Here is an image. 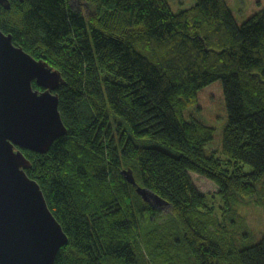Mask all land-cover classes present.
Instances as JSON below:
<instances>
[{
    "label": "trees",
    "instance_id": "trees-1",
    "mask_svg": "<svg viewBox=\"0 0 264 264\" xmlns=\"http://www.w3.org/2000/svg\"><path fill=\"white\" fill-rule=\"evenodd\" d=\"M81 1L84 11L68 0L0 4V31L61 77L65 135L44 155L21 150L67 237L54 264H264V232L236 243L232 214L247 203L264 214V9L239 24L224 0L176 14L166 0ZM217 81L219 154L214 129L186 113ZM190 173L215 184L217 203Z\"/></svg>",
    "mask_w": 264,
    "mask_h": 264
},
{
    "label": "water",
    "instance_id": "water-1",
    "mask_svg": "<svg viewBox=\"0 0 264 264\" xmlns=\"http://www.w3.org/2000/svg\"><path fill=\"white\" fill-rule=\"evenodd\" d=\"M0 4L9 7L7 0ZM60 84L57 71L0 31V264H54L68 243L38 184L25 174L29 162L21 153L44 155L65 135L53 95ZM123 176L136 187L130 172ZM136 191L149 205H165L145 189Z\"/></svg>",
    "mask_w": 264,
    "mask_h": 264
},
{
    "label": "rangeland",
    "instance_id": "rangeland-1",
    "mask_svg": "<svg viewBox=\"0 0 264 264\" xmlns=\"http://www.w3.org/2000/svg\"><path fill=\"white\" fill-rule=\"evenodd\" d=\"M173 13H178L194 5L195 0H166ZM226 4L231 8L233 12L234 19L237 23H243L246 19L252 15L258 13L261 9H264V0H224ZM69 5L74 9L81 11L86 10V5L81 0H68ZM225 102L223 99V93L221 89V84L219 81L212 83L210 86L204 88L197 95V104L193 106L187 114H192V116L203 123L206 126L212 127L214 129L213 140L211 146L217 149V154L221 151V139L222 132L226 125V112H225ZM184 114L186 117L187 114ZM190 180L195 187L196 191L208 196L217 193L219 190L215 184L199 175L194 173L189 174ZM208 201L212 203H217L210 198ZM209 203V202H208ZM157 211H163L166 213V207L163 205H150ZM163 208V209H162ZM209 211V208H208ZM209 213V212H208ZM218 211L211 212L210 214L215 216L214 220L217 223L224 224L225 221L218 219L222 216ZM261 209L254 206L252 203H247L239 206L236 211H232V214L236 216V227L238 228L233 240L236 243H241L245 237L246 241H249L248 245H253L258 243L260 239H256L260 233L264 232V214ZM225 213V217H227ZM228 225V224H227ZM229 226V232L233 230L231 225ZM226 227V226H225ZM227 231V229H226ZM225 232V231H223ZM242 240V241H241ZM150 264H156L154 258L149 260Z\"/></svg>",
    "mask_w": 264,
    "mask_h": 264
}]
</instances>
